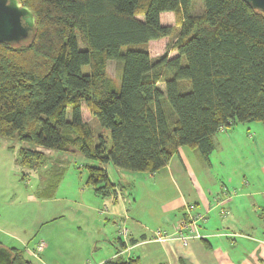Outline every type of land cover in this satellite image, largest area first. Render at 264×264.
Listing matches in <instances>:
<instances>
[{"label":"trees","instance_id":"obj_1","mask_svg":"<svg viewBox=\"0 0 264 264\" xmlns=\"http://www.w3.org/2000/svg\"><path fill=\"white\" fill-rule=\"evenodd\" d=\"M193 1L20 0L34 12L36 31L21 43L0 41V137L29 144L19 147L16 164L42 167L50 156L41 147L154 173L181 146L209 162L215 134L232 123L264 124V12L245 0H202L194 13ZM163 12H173L175 23L164 24ZM164 37L174 38L177 53L151 56L149 41ZM83 104L109 138L96 140ZM86 167V183L111 197L108 170ZM43 188L39 196L50 198L57 184ZM118 242L104 264H141ZM0 248L5 264H32L28 247L0 241Z\"/></svg>","mask_w":264,"mask_h":264},{"label":"rangeland","instance_id":"obj_2","mask_svg":"<svg viewBox=\"0 0 264 264\" xmlns=\"http://www.w3.org/2000/svg\"><path fill=\"white\" fill-rule=\"evenodd\" d=\"M193 3L194 13H201L204 9L202 0H194ZM162 21L165 24H174V13H164ZM173 40V37H164L151 41L147 44V49L153 57L165 52L173 56L177 53L172 46ZM107 69L119 84L117 62L109 60ZM82 111L83 119L96 135V140L99 141V134L109 138V130L99 124L85 104L82 105ZM214 141L215 148L209 156V162L199 153H196L199 156L193 155V151L186 147L192 162H202L203 165L201 173H196L197 178H192L199 182H210L214 186L223 182L224 193L227 190L232 195L235 190H239L240 194L244 192L236 197L238 206L242 205L238 212L244 216V222L248 220L252 224L257 223L259 217L262 220L259 230L252 225L245 227L241 224L240 227L263 236V122L232 123L218 131ZM21 145L29 146L27 142L0 137V241L9 247H28L25 256L32 264H104L106 259L115 254L119 245L118 237H122L123 229L130 230L129 224L113 214L119 207H115L112 198L97 195L93 187L86 183V165L102 166L108 170L112 179L120 181L124 193H130L128 199L133 205L131 207L128 201L126 207L131 215L154 222L161 212L159 193L149 194V190H158L149 172L131 171L115 167L112 163L104 164L86 158L79 151L57 152L49 149L41 150L50 156V160L40 168L28 169L17 165L15 161ZM41 174L44 178L47 177L43 184ZM42 186L44 192L51 191L53 187L54 196L44 200L34 198V193L40 191ZM173 189L174 187L168 191L172 193ZM133 194L136 202L132 200ZM229 197L227 195L226 199ZM123 205L124 202H121L120 209L124 211ZM188 211L198 212L194 209ZM202 218L201 214L197 224L191 227L190 233H199V221ZM215 221L211 219V222ZM156 231L171 235L163 230ZM127 236L123 235V240ZM170 237L167 236V240ZM41 240L46 246L40 254L35 255L31 249ZM151 240L165 241L163 238L159 239V236L152 237ZM149 257L153 258V252ZM150 259L147 262L143 256V264H149Z\"/></svg>","mask_w":264,"mask_h":264},{"label":"crops","instance_id":"obj_3","mask_svg":"<svg viewBox=\"0 0 264 264\" xmlns=\"http://www.w3.org/2000/svg\"><path fill=\"white\" fill-rule=\"evenodd\" d=\"M164 13L171 12H163L161 20ZM39 149L44 148L39 147ZM192 154L199 156L194 152ZM197 163L192 162L191 154L187 152L185 146H181L178 154L166 167L151 173L150 178L155 181L158 190H149V194L159 193L161 210L154 222L129 213L126 202L129 201L131 207L133 205L128 199L130 193H124L120 181L112 179L108 172L112 182L116 183V192L111 198L115 207H119V210L113 211V214L130 225L128 236L124 237L127 246L122 254L126 257L138 256L141 264H143V256L148 262L152 252L153 258L150 259L149 264H264V235L255 234L253 231H246L240 227L241 224L245 227L252 225L257 226L259 230L261 217L258 218L257 223L252 224L248 220L244 222V216L238 212L242 205L238 206L236 202V197L244 192L240 194L239 190H235V194L232 195L228 193V190L224 193L223 182L214 186L207 181H197L196 173H201L203 170L202 162ZM193 176L196 178H192ZM126 182L130 185L129 181ZM168 183L172 185L169 186ZM170 187H174L172 193L168 191ZM227 195H230L229 199H226ZM33 197L41 200L48 199L40 197L39 191L34 193ZM132 200L136 202L134 194ZM121 202L125 204L124 211L120 209ZM189 209H194L203 216L198 228L203 238H190L187 244L177 237L163 242L151 240L155 237L156 230L173 234L177 225L188 217ZM211 219L216 221L211 222Z\"/></svg>","mask_w":264,"mask_h":264},{"label":"water","instance_id":"obj_4","mask_svg":"<svg viewBox=\"0 0 264 264\" xmlns=\"http://www.w3.org/2000/svg\"><path fill=\"white\" fill-rule=\"evenodd\" d=\"M264 12V0H245ZM36 31V16L20 0H0V41L21 43ZM6 251L0 248V264H5Z\"/></svg>","mask_w":264,"mask_h":264},{"label":"built area","instance_id":"obj_5","mask_svg":"<svg viewBox=\"0 0 264 264\" xmlns=\"http://www.w3.org/2000/svg\"><path fill=\"white\" fill-rule=\"evenodd\" d=\"M201 217V213L200 212H196V213H192L188 211V217L186 219H184L183 221H181L177 227L176 230L173 234L171 235H166L164 233H161L160 231H156L155 232V236H159V239L162 240V238L164 240H167V236L172 238V237H177L179 238L184 244H187L190 238H200L202 237V235L200 233L198 234H193L190 233V231L192 230L191 227L195 226V224H197V220ZM123 235L126 236L128 235V230L127 229H123L122 231ZM46 246V243L44 241H41L38 245H37V250L36 252H34L35 255H38Z\"/></svg>","mask_w":264,"mask_h":264}]
</instances>
